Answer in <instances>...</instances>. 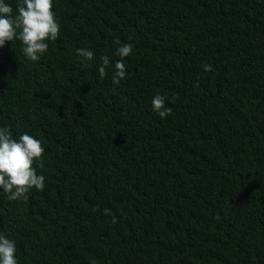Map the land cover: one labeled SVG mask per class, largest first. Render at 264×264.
Wrapping results in <instances>:
<instances>
[{
  "label": "trees",
  "instance_id": "16d2710c",
  "mask_svg": "<svg viewBox=\"0 0 264 264\" xmlns=\"http://www.w3.org/2000/svg\"><path fill=\"white\" fill-rule=\"evenodd\" d=\"M53 11L60 35L39 61L0 48V126L45 149L42 191L0 192L20 264H264V0ZM115 40L133 45L119 85L97 75Z\"/></svg>",
  "mask_w": 264,
  "mask_h": 264
},
{
  "label": "clouds",
  "instance_id": "9594fccd",
  "mask_svg": "<svg viewBox=\"0 0 264 264\" xmlns=\"http://www.w3.org/2000/svg\"><path fill=\"white\" fill-rule=\"evenodd\" d=\"M53 6L54 0H15V7L11 0H0V48L6 42L19 41L23 56L28 61H39L49 48L48 41H55L60 35L61 25ZM113 43V55L120 59L100 56L97 75L103 79L111 69L112 84L119 85L126 77L123 58L132 53L133 45L119 40ZM76 53L82 63L92 61L95 55L90 48H77ZM202 67L208 71L211 66ZM168 104V98L159 93L151 99L152 111L162 120L171 114ZM44 150L42 141L34 135L23 132L14 137L9 127L0 126V192L8 194L10 201L27 199L33 188L44 189L45 177L37 172L42 167ZM16 252V241L0 230V264H20Z\"/></svg>",
  "mask_w": 264,
  "mask_h": 264
}]
</instances>
